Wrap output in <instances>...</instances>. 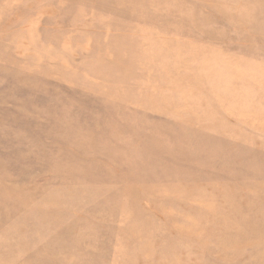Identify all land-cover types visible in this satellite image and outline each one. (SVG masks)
Listing matches in <instances>:
<instances>
[{"label":"rangeland","instance_id":"obj_1","mask_svg":"<svg viewBox=\"0 0 264 264\" xmlns=\"http://www.w3.org/2000/svg\"><path fill=\"white\" fill-rule=\"evenodd\" d=\"M0 264H264V0H0Z\"/></svg>","mask_w":264,"mask_h":264}]
</instances>
